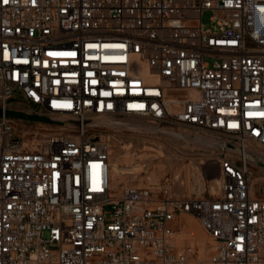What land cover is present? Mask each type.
Masks as SVG:
<instances>
[{
  "label": "built area",
  "instance_id": "obj_1",
  "mask_svg": "<svg viewBox=\"0 0 264 264\" xmlns=\"http://www.w3.org/2000/svg\"><path fill=\"white\" fill-rule=\"evenodd\" d=\"M136 120L211 141L203 192L113 184ZM0 264H264V0H0Z\"/></svg>",
  "mask_w": 264,
  "mask_h": 264
},
{
  "label": "rangeland",
  "instance_id": "obj_2",
  "mask_svg": "<svg viewBox=\"0 0 264 264\" xmlns=\"http://www.w3.org/2000/svg\"><path fill=\"white\" fill-rule=\"evenodd\" d=\"M211 14L210 10L203 12L202 22L206 27L211 23ZM130 123L141 129L132 128L115 133L110 155L111 164L118 163L127 168L142 163V169L137 178L129 174L115 175L117 187L126 184L144 185L148 182V177L160 179L169 176L175 181L176 191L181 194L190 195L204 191L195 176L198 173V166L205 157V145L200 146L196 141L178 138L168 129L155 126L148 121L136 120ZM181 132V129H176V133ZM146 146H151L154 150H148L150 148ZM127 153L132 156V160L124 161ZM175 229L176 244L189 252L196 262L207 261L211 257L214 240L198 220L192 216L182 215L177 219Z\"/></svg>",
  "mask_w": 264,
  "mask_h": 264
},
{
  "label": "bare ground",
  "instance_id": "obj_3",
  "mask_svg": "<svg viewBox=\"0 0 264 264\" xmlns=\"http://www.w3.org/2000/svg\"><path fill=\"white\" fill-rule=\"evenodd\" d=\"M127 126L129 128H135L137 127L135 124L133 123H130L128 122L127 123ZM140 130V129H139ZM174 136L178 137V138H181V139H185V140H193V141H196L198 145H206L207 143L211 142L210 140L208 139H205L203 137H200V136H193L194 139L192 138V135L191 134H188V133H184V132H181V133H172ZM149 147V146H146V148ZM150 149L148 150H154L153 147H149ZM147 153V152H146ZM143 156V155H141ZM132 156L129 155L128 153L125 154L124 156V161H130L132 160ZM120 160V159H119ZM121 163V162H120ZM142 169V163H137V165H133L132 167H122L120 164L118 163H114L113 165L111 164V177H112V180H113V184L115 185V179H114V176H123V175H126V174H129V175H133V178H137L138 177V173L140 172V170ZM128 177V176H127ZM196 181L197 183L200 185V188H205V180L203 178V176L201 175V171H200V166H198V173L196 174ZM154 179V178H153ZM219 178H217L216 176L212 179V186H213V189H216L219 185ZM127 185V184H126ZM116 186V185H115ZM140 186V185H139ZM191 223V222H190ZM191 225V224H190ZM192 226V225H191ZM190 226V227H191Z\"/></svg>",
  "mask_w": 264,
  "mask_h": 264
},
{
  "label": "trees",
  "instance_id": "obj_4",
  "mask_svg": "<svg viewBox=\"0 0 264 264\" xmlns=\"http://www.w3.org/2000/svg\"><path fill=\"white\" fill-rule=\"evenodd\" d=\"M9 114H12V115H14V114L22 115L21 113L14 112V111H10Z\"/></svg>",
  "mask_w": 264,
  "mask_h": 264
},
{
  "label": "snow or ice",
  "instance_id": "obj_5",
  "mask_svg": "<svg viewBox=\"0 0 264 264\" xmlns=\"http://www.w3.org/2000/svg\"><path fill=\"white\" fill-rule=\"evenodd\" d=\"M5 2H7V0H5Z\"/></svg>",
  "mask_w": 264,
  "mask_h": 264
}]
</instances>
